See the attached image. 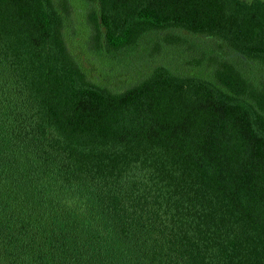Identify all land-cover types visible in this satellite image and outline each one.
Wrapping results in <instances>:
<instances>
[{"label": "trees", "instance_id": "obj_1", "mask_svg": "<svg viewBox=\"0 0 264 264\" xmlns=\"http://www.w3.org/2000/svg\"><path fill=\"white\" fill-rule=\"evenodd\" d=\"M94 3L126 87L0 0V264H264V0Z\"/></svg>", "mask_w": 264, "mask_h": 264}, {"label": "rangeland", "instance_id": "obj_2", "mask_svg": "<svg viewBox=\"0 0 264 264\" xmlns=\"http://www.w3.org/2000/svg\"><path fill=\"white\" fill-rule=\"evenodd\" d=\"M64 15V27L62 31L68 46L75 49L81 56L85 66L91 70L89 78L96 83H105L111 89L126 87L134 79L131 74L123 77L115 76L112 72L116 70L117 60L99 56L93 52L95 46L99 45V32L94 21V0H54ZM93 1V2H92ZM90 3V6H89ZM93 3V4H92ZM89 7V8H88ZM86 21V23H84ZM89 30L92 35L88 42L84 39L83 31ZM75 46V47H73ZM74 50V51H75ZM154 54H159L154 52ZM157 55H155L157 57Z\"/></svg>", "mask_w": 264, "mask_h": 264}]
</instances>
